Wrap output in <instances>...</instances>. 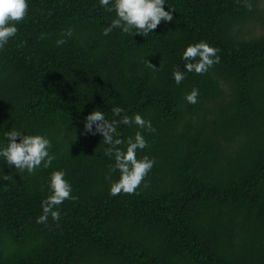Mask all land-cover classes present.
Here are the masks:
<instances>
[{
	"label": "trees",
	"instance_id": "1",
	"mask_svg": "<svg viewBox=\"0 0 264 264\" xmlns=\"http://www.w3.org/2000/svg\"><path fill=\"white\" fill-rule=\"evenodd\" d=\"M168 4L173 20L153 32L105 36L112 13L98 0H30L0 50V139L42 131L56 159L32 174L0 161L12 175L0 180V264H264V0ZM200 39L220 61L176 84L173 66ZM113 105L156 129L140 150L155 163L133 193H109L102 136L83 134L90 111L112 118ZM52 167L77 199L37 223Z\"/></svg>",
	"mask_w": 264,
	"mask_h": 264
},
{
	"label": "clouds",
	"instance_id": "2",
	"mask_svg": "<svg viewBox=\"0 0 264 264\" xmlns=\"http://www.w3.org/2000/svg\"><path fill=\"white\" fill-rule=\"evenodd\" d=\"M30 0H0V50L16 36L19 23L29 8ZM99 6L108 13V22L102 27V34L118 31L120 34H148L153 32L162 22L173 20L174 8L168 0H98ZM167 5V7H165ZM251 7V4H248ZM64 31L65 36L72 34L69 27ZM64 43V36L56 40V44ZM220 49L205 39L187 43L180 53L184 61L183 69L173 66L171 76L176 84H180L189 73H205L220 61ZM149 66L154 67L149 61ZM199 95L198 87L193 86L184 93L188 103H196ZM112 118L104 110L94 108L83 120V134L99 133L105 148L104 154L110 162L105 179L109 182V193H133L144 180L155 163V157L147 153L140 154V150L147 148L149 141L146 132H155L152 120L140 112L128 114L120 105L111 108ZM119 125H127L134 130L123 136ZM0 139V161L3 167L14 172L19 170L32 174L37 170L52 166L56 154L52 151V141L44 132H28L20 128L11 127L3 133ZM0 168V180L6 181L11 173H5ZM118 172L117 178L113 173ZM47 194L41 200V214L36 222H46L49 216L59 220L60 205L67 200H75L73 184L67 176L64 167H52L47 179Z\"/></svg>",
	"mask_w": 264,
	"mask_h": 264
},
{
	"label": "rangeland",
	"instance_id": "3",
	"mask_svg": "<svg viewBox=\"0 0 264 264\" xmlns=\"http://www.w3.org/2000/svg\"><path fill=\"white\" fill-rule=\"evenodd\" d=\"M249 29H251L252 32H258V30H259L258 26L254 25V24L249 25Z\"/></svg>",
	"mask_w": 264,
	"mask_h": 264
}]
</instances>
